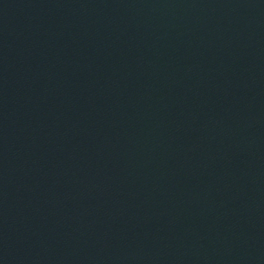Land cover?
I'll return each instance as SVG.
<instances>
[{"label": "water", "instance_id": "95a60500", "mask_svg": "<svg viewBox=\"0 0 264 264\" xmlns=\"http://www.w3.org/2000/svg\"><path fill=\"white\" fill-rule=\"evenodd\" d=\"M0 264H264V0H0Z\"/></svg>", "mask_w": 264, "mask_h": 264}]
</instances>
